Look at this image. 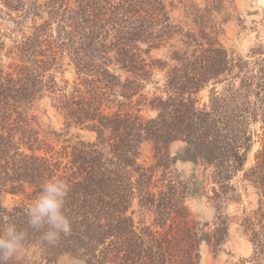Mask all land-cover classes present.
Masks as SVG:
<instances>
[{
	"label": "trees",
	"instance_id": "16d2710c",
	"mask_svg": "<svg viewBox=\"0 0 264 264\" xmlns=\"http://www.w3.org/2000/svg\"><path fill=\"white\" fill-rule=\"evenodd\" d=\"M233 2L0 0V233L10 218L39 254L8 264H200L232 226L250 249L235 264H264V40L246 59L222 46ZM48 108L59 128L40 123ZM54 178L71 233L49 244L26 213ZM233 181L255 205L231 216ZM206 188L201 223L185 202Z\"/></svg>",
	"mask_w": 264,
	"mask_h": 264
},
{
	"label": "rangeland",
	"instance_id": "374dc122",
	"mask_svg": "<svg viewBox=\"0 0 264 264\" xmlns=\"http://www.w3.org/2000/svg\"><path fill=\"white\" fill-rule=\"evenodd\" d=\"M174 2L176 0H167V2ZM196 5H202L203 0H189ZM229 7V13L232 15L231 20L225 26L224 35L220 38V43L232 56H240L244 59L251 49L254 48L258 41L264 40V0H234L232 5ZM234 7V9H233ZM173 15H179V10L174 9ZM0 27L7 29L12 27L9 21L0 20ZM65 78L70 79L68 72L64 75ZM206 98L204 94V99ZM44 107V103L40 105V108ZM39 121L43 125H51L52 127L59 128L61 126L60 118L54 116L51 109L48 108L47 114H39ZM255 130L259 131L258 126L254 127ZM75 133L74 130L70 131ZM84 139H91L92 136L89 133L80 132ZM258 145L255 144L247 157L245 168L249 167L253 161V154L256 151ZM183 151V143H173L169 147V154L172 157L181 155ZM148 153V152H146ZM175 170L182 177H189L192 173L197 176L201 169L194 170L193 166L189 163H182L177 161L175 164ZM199 178V177H198ZM234 191L230 193V196L226 202V213L229 215H238L243 207H248L250 203L252 206L255 205V197L250 194L246 196L243 188L236 182L233 181ZM208 196H211V192L208 188L200 192L198 195L190 197L186 202V206L190 212L191 217L198 222L207 223L211 222L214 216L213 208L208 200ZM13 203V199L7 196L4 199V205L9 206ZM231 238L218 250H214L211 247L205 245L201 248V261L200 264H235L239 259L248 256L250 249L249 246L240 238L235 226H232L230 232ZM18 258L27 257L29 259H37L39 257L38 251L35 249L21 250L16 255ZM56 264H81L74 261L66 256L58 259Z\"/></svg>",
	"mask_w": 264,
	"mask_h": 264
},
{
	"label": "clouds",
	"instance_id": "9594fccd",
	"mask_svg": "<svg viewBox=\"0 0 264 264\" xmlns=\"http://www.w3.org/2000/svg\"><path fill=\"white\" fill-rule=\"evenodd\" d=\"M70 186L63 179H47L27 209L28 226L42 232V240L55 244L61 235L71 233V222L65 214L66 197ZM0 233V264H8L24 246L27 232L18 230L10 218Z\"/></svg>",
	"mask_w": 264,
	"mask_h": 264
}]
</instances>
